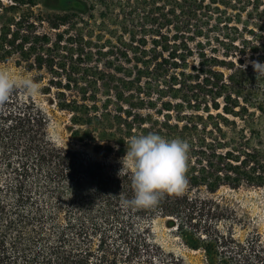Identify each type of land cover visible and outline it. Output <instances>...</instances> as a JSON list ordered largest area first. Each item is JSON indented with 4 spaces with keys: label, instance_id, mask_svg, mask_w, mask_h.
<instances>
[{
    "label": "trees",
    "instance_id": "obj_1",
    "mask_svg": "<svg viewBox=\"0 0 264 264\" xmlns=\"http://www.w3.org/2000/svg\"><path fill=\"white\" fill-rule=\"evenodd\" d=\"M247 56L264 61V0H0V62L42 72L72 142L19 89L0 105V264H186L158 218L207 264H264V233L241 236L247 217L213 196L264 187V78ZM149 132L187 140V183L124 210L121 157Z\"/></svg>",
    "mask_w": 264,
    "mask_h": 264
},
{
    "label": "clouds",
    "instance_id": "obj_2",
    "mask_svg": "<svg viewBox=\"0 0 264 264\" xmlns=\"http://www.w3.org/2000/svg\"><path fill=\"white\" fill-rule=\"evenodd\" d=\"M257 77L264 78V61H250ZM33 95L39 91L37 82L25 72L0 67V105L15 90ZM190 145L179 137L168 139L159 133L132 135L121 157V171L130 174L133 196L120 195L124 210L150 209L158 205L162 194H177L187 183L186 169Z\"/></svg>",
    "mask_w": 264,
    "mask_h": 264
},
{
    "label": "rangeland",
    "instance_id": "obj_3",
    "mask_svg": "<svg viewBox=\"0 0 264 264\" xmlns=\"http://www.w3.org/2000/svg\"><path fill=\"white\" fill-rule=\"evenodd\" d=\"M48 30V29H46ZM252 61L250 56H247V63ZM7 66L14 72L25 71L29 73L37 82L39 91L36 94L30 95L23 90H20L26 98L33 99L41 108H43L50 117L49 134L51 139L59 144L72 143L70 139V114L60 110L52 94L43 92L45 80L39 79V74L35 70H28L26 64H18L17 58L13 57L4 62H0V67ZM76 146V145H75ZM77 147V146H76ZM213 196L224 197L230 200L239 210L240 213L247 217L248 225L246 229L241 230V236L247 231L259 230L264 233V187L242 186L240 188H231L224 186L220 188ZM153 232L155 239L160 243L166 251L174 253L184 259L186 264H207L202 251H196L187 247L183 241L176 236L170 229L165 219L158 218L154 222Z\"/></svg>",
    "mask_w": 264,
    "mask_h": 264
}]
</instances>
